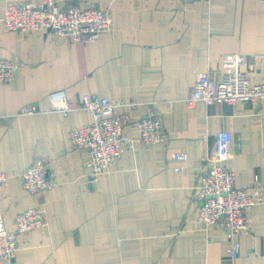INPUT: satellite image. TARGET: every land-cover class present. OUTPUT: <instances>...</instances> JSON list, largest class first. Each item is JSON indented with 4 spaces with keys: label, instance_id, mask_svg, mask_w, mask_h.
<instances>
[{
    "label": "crops",
    "instance_id": "crops-1",
    "mask_svg": "<svg viewBox=\"0 0 264 264\" xmlns=\"http://www.w3.org/2000/svg\"><path fill=\"white\" fill-rule=\"evenodd\" d=\"M38 0H0L8 2ZM107 6L112 26L98 39L73 43L51 33L6 30L0 20V58L19 63L0 82V215L12 229L17 213L41 205L45 224L19 239L16 257L0 264H264V202L248 211L252 232L235 236L221 224L201 230L194 185L214 152V134H232L227 166L235 186L264 198V101L187 104L196 78L218 75L222 57L241 53L251 83L264 72V0H75ZM64 90L73 108L52 111L49 93ZM85 93L130 103L119 112L162 122L160 143L135 141L108 171L90 178L87 151L70 131L86 125ZM35 105L39 112L21 114ZM125 135L137 133L128 123ZM186 160H175L173 152ZM38 162L55 185L39 194L19 174ZM176 167H181L176 170Z\"/></svg>",
    "mask_w": 264,
    "mask_h": 264
},
{
    "label": "built area",
    "instance_id": "built-area-1",
    "mask_svg": "<svg viewBox=\"0 0 264 264\" xmlns=\"http://www.w3.org/2000/svg\"><path fill=\"white\" fill-rule=\"evenodd\" d=\"M195 1V0H183ZM209 1V0H206ZM0 20L6 30L19 32L39 31L51 33L73 43H86L98 39L112 26L109 7L81 6L75 0H38L8 2L2 8ZM241 53H230L222 57L218 75L202 73L196 78L187 104L203 101L207 105L236 102L264 101V72L258 83H251L248 72L241 69L245 62ZM19 63L0 58V82L11 81ZM51 110L67 116L71 107L64 90L49 93ZM123 105L133 108L136 103H123L104 96L85 93L81 98L80 109L90 115V121L83 126L73 128L69 133L71 145L87 151L84 162L88 176L94 178L108 171L111 163L121 157L135 141L144 145L160 143L165 131L159 118L150 114L135 118L132 111L119 112ZM39 112L35 105L22 107L21 114ZM128 123H134V137L123 133ZM232 134L226 129H218L214 134V152L207 157L208 165L200 173L194 185V196L199 201L197 224L201 230L221 224L229 231L232 239L240 234L252 232L248 211L257 203L264 202L256 190L254 192L235 186V171L227 166L232 152L230 144ZM175 160H186L184 152H173ZM180 170L181 167H176ZM21 186L30 194L39 195L51 189L55 182L46 174L43 163L25 168L19 174ZM9 175L0 172V185L8 182ZM46 213L41 205L27 208L15 216L14 226L7 229L0 215V259L12 260L16 257L19 239L35 228L45 224ZM230 255L237 257L240 243L231 241Z\"/></svg>",
    "mask_w": 264,
    "mask_h": 264
}]
</instances>
